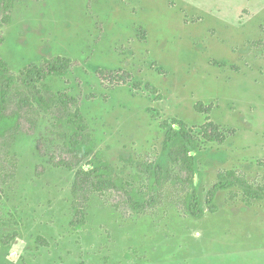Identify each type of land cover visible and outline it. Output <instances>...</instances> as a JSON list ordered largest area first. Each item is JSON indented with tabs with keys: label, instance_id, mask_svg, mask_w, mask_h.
Returning a JSON list of instances; mask_svg holds the SVG:
<instances>
[{
	"label": "rangeland",
	"instance_id": "374dc122",
	"mask_svg": "<svg viewBox=\"0 0 264 264\" xmlns=\"http://www.w3.org/2000/svg\"><path fill=\"white\" fill-rule=\"evenodd\" d=\"M4 13L6 107L33 101L38 126L0 189V264H264V199L239 184L264 195V0H13ZM57 58L65 74L21 85ZM207 122L222 145L204 141ZM180 123L198 149L173 163L162 146ZM66 148L76 169L51 165ZM228 172L235 185L210 202Z\"/></svg>",
	"mask_w": 264,
	"mask_h": 264
},
{
	"label": "trees",
	"instance_id": "16d2710c",
	"mask_svg": "<svg viewBox=\"0 0 264 264\" xmlns=\"http://www.w3.org/2000/svg\"><path fill=\"white\" fill-rule=\"evenodd\" d=\"M12 1L13 0H0V9L7 14L12 8ZM70 65L71 63L69 60L57 58L45 67L30 66L26 70V75L22 76L21 85L29 88L32 85L44 83L46 78L49 76L65 74L70 68ZM13 86L14 80L11 76V72L8 66L0 60V116L2 120L10 123L6 129L0 131V189L2 186L10 183L15 176L17 162L13 152V147L16 144L17 138L21 135H31L38 126L37 117H34L37 111L35 110L33 101L28 99L24 102L16 101L15 104L10 103L8 107H12L13 110H7L6 102L13 97L11 92ZM206 110L208 111V109ZM8 111L12 115H7L6 113H8ZM66 118L69 125L75 129L77 133L82 132V117L79 109L69 111ZM202 128L204 141L220 145L226 141L227 136L217 125L207 122ZM197 149L198 146L195 142L194 136L185 130L183 124L180 123V125L177 126V129L169 127L162 146V153H164V156H166L168 160L173 163L179 160L192 161L193 158L189 155ZM61 151L62 153L60 155L53 157L50 160L51 165L57 168H65L69 170L76 169L82 159L78 157L75 151L69 148ZM80 174V171L76 172L71 186V195L73 198L71 207L74 215H80V210L78 208L81 190ZM174 179L171 178L169 180L176 181V179ZM235 182L236 179L233 178V172L226 173L223 177H221L220 181H218L211 188L208 193V200L212 202L218 191L230 189L235 185ZM239 184L244 186L245 194H247L249 198L264 199V195L251 193V189H249L246 183ZM117 185L120 187V190H124L121 182H118ZM103 191L104 189L99 186L95 187L94 190L96 193H103ZM130 206L133 211H141L138 205L131 204Z\"/></svg>",
	"mask_w": 264,
	"mask_h": 264
}]
</instances>
